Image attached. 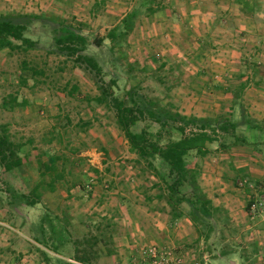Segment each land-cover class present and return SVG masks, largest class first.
<instances>
[{
  "label": "rangeland",
  "instance_id": "374dc122",
  "mask_svg": "<svg viewBox=\"0 0 264 264\" xmlns=\"http://www.w3.org/2000/svg\"><path fill=\"white\" fill-rule=\"evenodd\" d=\"M0 17L36 41L0 50V135L21 161L0 156V264H264V0H0ZM64 28L100 70L60 49ZM114 97L155 113L132 130L160 145L216 135L180 192Z\"/></svg>",
  "mask_w": 264,
  "mask_h": 264
},
{
  "label": "trees",
  "instance_id": "16d2710c",
  "mask_svg": "<svg viewBox=\"0 0 264 264\" xmlns=\"http://www.w3.org/2000/svg\"><path fill=\"white\" fill-rule=\"evenodd\" d=\"M64 34L61 35L57 42L59 43L61 50H68L69 54H77V60L85 63L94 70H100L99 64L95 57L82 53L86 50L88 42L87 37L83 33L76 32L69 28L63 29ZM27 26L16 23L11 19L0 17V50L3 48H10L11 50L22 49L24 51L28 48L36 46V41L32 40L26 35ZM115 36V33H111ZM114 105L117 111V118L126 136L130 142L131 148L141 157L158 156L162 158L164 162L169 166L172 173L176 175L175 181L170 186L174 192H180V187L185 185L189 181V173L191 172L187 158L192 152H196L200 155L207 154L209 148L207 143L216 140V135L206 128L202 127L198 131L186 133V128L181 127L182 137L170 141L166 145H160L159 143L151 140L147 132L141 133L133 132L132 126L142 117H145L147 113L150 116H155L153 111L147 112L145 109L129 106L123 100L114 97ZM237 123H232V127L235 128ZM204 126V125H203ZM222 129L228 131V125H223ZM216 132V129H212ZM9 142L8 137L5 134L0 135V156L3 164L11 169L12 167L21 164V161L11 160V156L8 155L7 149H5ZM13 154V153H12ZM11 162L13 164H11ZM34 192V191H33ZM36 195V193H35ZM24 196V195H23ZM27 206L36 205L37 198H31V196H24ZM187 200L197 208V210L204 216L212 215V210L215 208L211 199H205L202 196L187 197ZM62 234V231H60ZM75 259L80 262L89 263V259L80 255L79 243L75 248Z\"/></svg>",
  "mask_w": 264,
  "mask_h": 264
},
{
  "label": "crops",
  "instance_id": "0c3cea01",
  "mask_svg": "<svg viewBox=\"0 0 264 264\" xmlns=\"http://www.w3.org/2000/svg\"><path fill=\"white\" fill-rule=\"evenodd\" d=\"M261 16V15H260ZM248 170H252L251 166L248 167ZM27 206V205H26ZM28 207H32V206H28Z\"/></svg>",
  "mask_w": 264,
  "mask_h": 264
}]
</instances>
